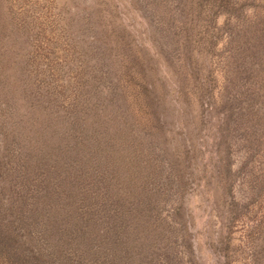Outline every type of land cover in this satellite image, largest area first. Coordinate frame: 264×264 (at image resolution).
<instances>
[{"label": "rangeland", "instance_id": "374dc122", "mask_svg": "<svg viewBox=\"0 0 264 264\" xmlns=\"http://www.w3.org/2000/svg\"><path fill=\"white\" fill-rule=\"evenodd\" d=\"M43 124L133 179L136 258L264 264V0H0L1 174Z\"/></svg>", "mask_w": 264, "mask_h": 264}, {"label": "trees", "instance_id": "16d2710c", "mask_svg": "<svg viewBox=\"0 0 264 264\" xmlns=\"http://www.w3.org/2000/svg\"><path fill=\"white\" fill-rule=\"evenodd\" d=\"M51 129L38 128L37 145L13 146L23 159L0 170V255L11 264H173L136 258L134 182L108 179L120 171L100 153L99 133ZM127 143L135 148L134 137Z\"/></svg>", "mask_w": 264, "mask_h": 264}]
</instances>
